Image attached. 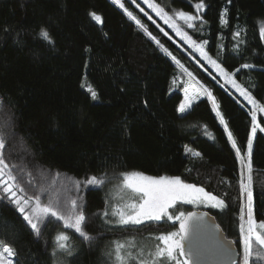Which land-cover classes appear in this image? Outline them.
Returning <instances> with one entry per match:
<instances>
[{
  "label": "trees",
  "instance_id": "obj_1",
  "mask_svg": "<svg viewBox=\"0 0 264 264\" xmlns=\"http://www.w3.org/2000/svg\"><path fill=\"white\" fill-rule=\"evenodd\" d=\"M188 1L204 3V21L195 29L183 25L184 29L194 42H205L216 62L232 71L264 107V0H174V5L193 11ZM120 2L124 8L112 0H0V136L7 144L5 155L20 168L24 186L31 182L29 194L41 196L43 204L59 202V210L71 214V201L76 200L84 210L85 231L92 237L86 241L74 228H65L67 216L59 221L46 218L50 222L37 235L5 199L0 206V241L14 248L12 264H114L106 254L114 240L128 236L155 240L178 231V222L167 218L115 226L106 221V192L80 190L92 176L138 172L179 177L218 197L222 207L206 210L226 238L234 240L241 264L245 194L236 153L246 155L252 129L249 112L238 98L209 82L236 148L216 117L212 100L203 97L181 114V87L172 90L176 71L172 57L195 75H205L171 41V32L158 17L151 14L154 22L130 0ZM42 29L52 43L41 37ZM253 139L248 186L253 191L254 220L260 222L264 135L257 131ZM190 211L182 205L169 215ZM61 234L69 236L65 244L71 255L55 246Z\"/></svg>",
  "mask_w": 264,
  "mask_h": 264
},
{
  "label": "snow or ice",
  "instance_id": "obj_2",
  "mask_svg": "<svg viewBox=\"0 0 264 264\" xmlns=\"http://www.w3.org/2000/svg\"><path fill=\"white\" fill-rule=\"evenodd\" d=\"M113 4L118 5L120 8H124V4L120 0H112ZM155 7V5H150ZM196 8L203 9L204 4L199 3L196 5ZM126 14L131 20H134L137 25H140V20H138L131 12ZM158 13L164 18L165 23L170 24L171 27L175 28L177 33L184 39L194 51L199 52L200 56L203 59L207 60L213 68H215L225 80H231V83L235 88L240 92V94L245 97L249 103L253 105L254 108H258L260 112H264V108H260L252 96L245 91L240 84L231 78L228 72H225L224 68L220 67L219 64L203 50L202 45L196 44L185 32L181 31L180 28L176 27L172 23L166 14L160 12L157 9ZM92 18L97 22L101 21V17L92 13ZM176 18L182 20L186 23L187 28H195V21L200 19V15H189L183 11L177 12L175 14ZM223 20V16L221 17ZM41 37L44 40L52 43L51 37L47 30L42 29L40 32ZM234 35H239L235 33ZM261 35L264 36V28L261 29ZM154 39V37H153ZM159 43V41H157ZM163 47V46H161ZM167 51L166 49H164ZM171 55V53H169ZM173 60L176 58L173 56ZM177 64H180L179 60H176ZM180 67L184 66L180 64ZM244 67H250L249 65H244ZM187 72V69H184ZM189 77L192 76L191 72H187ZM203 92L207 93L208 99L212 100L213 109H216L218 106L212 96V93L205 88L203 85L200 86ZM184 92V102L179 105L178 111L181 114H184L186 109L191 108L194 100L200 95V93L194 91L190 87H185ZM93 99L96 98V93L92 92ZM217 116H220V112H216ZM252 123L253 127L251 130V135L248 139V148L249 156H251L252 140L256 135L257 128V115L255 112L252 114ZM221 124H224L225 121L223 117L220 120ZM264 124V121H261ZM225 131L228 134V139L232 140V133L228 131L227 125H225ZM260 131L264 132V128H260ZM233 148H236L235 142L232 144ZM7 150V144L5 139L0 136V206H2L3 201L7 199L9 203L15 205L18 213L23 217V220L27 222V225L30 226L32 231L39 235L42 232L43 227L47 222H50V219L46 218H56V220H65L67 216V221L64 224L65 228L72 229L74 228L75 232L78 233L84 240L90 241L92 237L88 235L85 231L86 228V217L84 215V210L82 206L77 204L76 200L71 201L72 209L74 212L71 214L66 212H61L59 210V202L56 206H53L51 203L43 204L41 202V196L36 195L35 193L29 194V188L32 187L31 182L28 186H24L23 178L20 173V168L14 164L10 163L8 156L5 155ZM237 157L239 158L240 152L237 150ZM123 187L131 190L136 193V199L134 202L127 205L129 211L127 215L123 212L120 213V223L121 224H133L138 225L143 221H160L163 216H167L169 220L173 219V216L169 215V210L173 208L178 201L185 203H194L196 201H201L205 203L208 200H214V196H209L204 192L202 188L194 187L191 184H185L181 181L179 177H153L148 175H143L139 173H132L130 175L125 174L123 176ZM104 180L102 178H97L92 176L87 179L86 184L93 186L90 190H96L97 185H102ZM79 187V185H78ZM246 192L247 194V203H248V213H249V228L246 235L242 236V243L244 249V259L243 264H249V257L252 256L254 245H258L261 249H264V233H258L254 221H252V205H253V191L250 187H245L243 182L241 183V194L242 196ZM107 215V213H105ZM194 214L188 213L185 216L181 213L179 216H176L175 219L180 221L179 232L171 233L169 235H162L159 237V241L163 244V247L158 250L159 255H164L166 253L168 258H173L175 254L179 253L180 256H184V250L182 247V241L185 239L186 230H187V221L192 218ZM260 229H264V224L259 225ZM69 240V236L65 234L58 235L56 237L57 246L59 249L68 251V246L64 243ZM122 247V246H121ZM68 254L71 255V252L68 251ZM16 255V252L12 246L8 243L0 241V264H12L10 257ZM55 255V251L53 252ZM119 255V254H118ZM257 257L264 259V253L257 252ZM177 264H188L187 259L183 261H177Z\"/></svg>",
  "mask_w": 264,
  "mask_h": 264
},
{
  "label": "rangeland",
  "instance_id": "obj_3",
  "mask_svg": "<svg viewBox=\"0 0 264 264\" xmlns=\"http://www.w3.org/2000/svg\"><path fill=\"white\" fill-rule=\"evenodd\" d=\"M130 1L133 2L134 4H136V6L140 10H142V12H144L147 15V17L151 18L152 13L156 17H158V19L161 22H163L165 24V26L168 28L169 32H171V33L166 32V33H168L171 41L173 43H175L176 46L184 54L188 55V58L190 59V61L193 64H195L202 71V73L207 77V79H206V77L203 75H200V74L195 75L194 73H192L188 69V67H186L185 65L180 63L184 66L183 68H181L180 64H177L176 61L173 60V65H175L176 71H175L173 78H172V86L174 87V88H172V90L177 88V86L181 87L180 88L181 94H182L181 103L184 102L183 89L185 87H190L194 91L200 93V95L196 98V100H194L193 104L196 103L197 101H199V99H201L203 97L208 98L207 93L203 92V90L200 86L203 85L205 88H207L212 93V90L210 89V86H209V82L212 81L216 85H219L220 88L222 87L231 96H235L236 98H238L239 104L248 110L250 117H252V114L255 112V114L257 115V124L259 125V127L257 128V131H260V128H264V124L261 123V121H264V112H260L258 108H254L253 105L251 103H249L248 100L245 97H243L240 94V92L235 88V86L231 83V80L226 81L225 78L223 76H221L219 74V72L215 68H213L212 65L207 60L203 59V57L200 56L199 52L194 51L192 49V47L184 39H182V37L177 33L175 28L171 27L170 24L165 23L164 18L157 11V9H159L160 12H163L164 14H166L167 17L169 18V20L172 23H174L176 25V27L180 28L181 31L185 32L191 38L190 33L186 29H184V27H183V25L185 26L186 23L182 20L177 19L175 14L177 12H180V11H183L189 15L199 14L200 19L195 21V27H196L198 22L204 21L202 13L204 12L205 9L203 8V9L198 10L196 8L197 4L203 3V2L199 1V2L194 3V2L188 1L189 4L192 6V10H193V11H189V10H183L182 8L175 6L174 0H130ZM150 5H155V7H151ZM151 20L156 22L154 18H151ZM190 29H195V28H190ZM196 44L202 45L203 50L207 53V55L209 57H211V59L215 60L213 58V56L211 55V53H209V51L207 50L205 42H202V43L197 42ZM217 64H219V63H217ZM219 65H220V67L224 68L221 63ZM184 69H187V72H191L192 76L189 77L187 75V72L184 71ZM224 70H225V72L229 73V75L231 76V78L233 80H235L238 84H240L235 79L232 71L229 72L225 68H224ZM213 98H214V96H213ZM252 98H253V96H252ZM253 99L256 101V104L260 108H264L262 105H260L258 103V101L255 98H253ZM214 100H215V98H214ZM189 109H186L185 113L188 112ZM214 111H215V115H216V112L219 111V107L214 109ZM216 117L220 121L221 117H222L221 113H220V116L216 115ZM221 125L225 129L226 123L221 124ZM252 127H253V123L251 125V128ZM228 131H229V129H228ZM260 132L264 135V132H262V131H260ZM226 134H227V132H226ZM250 135H251V131L249 133V136ZM227 137H228V134H227ZM248 139H249V137H248ZM230 141H231V144H233L234 141L233 140H230ZM253 141H254V139L252 140V144H253ZM245 150H246V155L240 153L239 161H240L241 172L244 174L243 175V177H244L243 184L245 185V187H249L248 186V184H249L248 183V174H249L248 169H249L250 161H249L248 141H247ZM126 174L130 175L132 173H126ZM124 175L125 174H122L120 176H116L115 178L105 177V176L101 177L104 180V183L102 185H97L95 187L98 189H102L106 192V200H107V203L109 204L107 212H106L108 215V217L106 218V221L108 223L110 222L115 226H117V225H119V226H128V225L139 226V224L138 225H133V224L125 225V224L120 223V213L123 212L125 215H127V212L129 211V208L127 207V205L134 202V200L136 199V196H137L136 193H134L131 190L126 189L122 186L124 183V181H123ZM165 177H169V176H165ZM169 178H172V176H170ZM86 181H84V183L82 182V185L80 187V190L82 192L85 189L93 187L91 185H87ZM77 187H78V184L76 185V189H79ZM244 194H245V197H244L243 204H242L243 205V211L241 213L242 221H241V225H240L242 236L247 234L248 228H249V213H248V207L249 206L247 203L246 192ZM209 196H212V195H209ZM51 204L53 205V203H51ZM206 204H207V206H205V203L201 202V201H196L194 203H185L182 201H178L177 204H175L172 209H174L175 207H178V206L180 208V206H182V205H185V206L190 207L192 209H200V210L215 209V208L222 207L221 206L222 202L216 196H215L214 200H208L206 202ZM172 209H170L169 211H171ZM179 215H177V216H179ZM166 218H167V216H163L161 219H166ZM251 219L255 223L257 232L258 233H264V229L259 228V225L264 224V220H262L260 222H256L254 220L253 210H252ZM146 222H150V221L145 220L141 224L146 223ZM169 222L170 223L179 222V220H176L175 217H173V219L169 220ZM174 232L178 233V231H172V232H169V233H166L163 235H169V234L174 233ZM242 236H241V238H242ZM159 237L160 236L155 237L156 241L154 240V238L150 239L146 236H144V237H142V236H139V237H133V236L121 237V238H118V240H114L112 242V245H111L112 250L107 251L106 254L109 256L110 262L112 261V263H114V264H177L178 260L183 261L185 259L183 256H180L179 253L175 254L173 258H168L166 253L164 255H159L158 250L163 247V244L159 241ZM55 246L57 249H59L57 246L56 240H55ZM241 249H242V262H241V264H243L244 249H243L242 241H241ZM257 252L264 253V249H261L258 245H254L253 254L251 257H249V263H250V261L253 260V261L258 262L257 264H264V259H260L259 257H257V255H256ZM10 259L12 260V257H10Z\"/></svg>",
  "mask_w": 264,
  "mask_h": 264
},
{
  "label": "water",
  "instance_id": "obj_4",
  "mask_svg": "<svg viewBox=\"0 0 264 264\" xmlns=\"http://www.w3.org/2000/svg\"><path fill=\"white\" fill-rule=\"evenodd\" d=\"M182 241L188 264H239L240 251L234 240L226 238L215 217L206 209H193ZM180 221L176 230L179 232Z\"/></svg>",
  "mask_w": 264,
  "mask_h": 264
}]
</instances>
